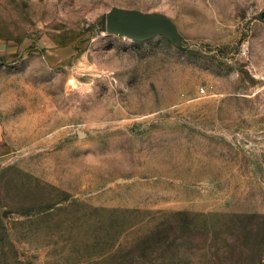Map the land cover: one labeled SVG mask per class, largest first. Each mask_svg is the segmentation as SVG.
<instances>
[{
  "label": "rangeland",
  "instance_id": "1",
  "mask_svg": "<svg viewBox=\"0 0 264 264\" xmlns=\"http://www.w3.org/2000/svg\"><path fill=\"white\" fill-rule=\"evenodd\" d=\"M0 124V264H264V0H0Z\"/></svg>",
  "mask_w": 264,
  "mask_h": 264
},
{
  "label": "water",
  "instance_id": "2",
  "mask_svg": "<svg viewBox=\"0 0 264 264\" xmlns=\"http://www.w3.org/2000/svg\"><path fill=\"white\" fill-rule=\"evenodd\" d=\"M106 30L110 35L126 36L138 42L156 36L178 38L168 18L120 8H113L107 14Z\"/></svg>",
  "mask_w": 264,
  "mask_h": 264
},
{
  "label": "crops",
  "instance_id": "3",
  "mask_svg": "<svg viewBox=\"0 0 264 264\" xmlns=\"http://www.w3.org/2000/svg\"><path fill=\"white\" fill-rule=\"evenodd\" d=\"M8 145L4 136V129L0 124V161L8 155Z\"/></svg>",
  "mask_w": 264,
  "mask_h": 264
},
{
  "label": "built area",
  "instance_id": "4",
  "mask_svg": "<svg viewBox=\"0 0 264 264\" xmlns=\"http://www.w3.org/2000/svg\"><path fill=\"white\" fill-rule=\"evenodd\" d=\"M201 93H202V94H205V93H206L205 89H202V90H201Z\"/></svg>",
  "mask_w": 264,
  "mask_h": 264
}]
</instances>
